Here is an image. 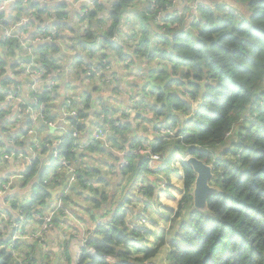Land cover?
Wrapping results in <instances>:
<instances>
[{
	"label": "trees",
	"instance_id": "obj_1",
	"mask_svg": "<svg viewBox=\"0 0 264 264\" xmlns=\"http://www.w3.org/2000/svg\"><path fill=\"white\" fill-rule=\"evenodd\" d=\"M6 1L10 0L0 4ZM22 1L17 7L33 20L22 24L20 12L0 26V137L9 130L2 119L11 111L4 104L7 94L23 93V84H32L29 75L21 83L26 72L21 61L41 74L38 107L43 108L36 121L30 116L8 136L19 141L31 135L30 141L25 140L27 148H13L0 138V150L31 157L14 169L17 174L11 171V178L17 176L12 187L16 191L7 197L9 207L0 206V264L55 260L72 264L69 245L64 242L59 259L46 237L69 221L77 224L76 220L86 226L89 236L75 264H147L164 245L170 248V264H264V0H107L111 10L103 8V0H95L91 8L82 3L80 10L72 9L68 1L43 5ZM190 2L196 5L195 15ZM118 18L124 28L135 26L136 31H113ZM14 24L19 26L12 33L29 26L36 29L33 41L38 36L52 39L28 42L32 54L24 53L26 46L20 40L4 38ZM82 67L92 71L81 77L83 84L69 80L68 95L61 98L64 85L58 69ZM106 76L112 78L111 89L102 83ZM97 91L101 95H95ZM36 94L26 95V108L39 109L31 99ZM102 94L114 104L139 97L141 110L133 117L136 128L126 117L121 122L117 116L105 142L86 137L82 147L74 131L87 129L85 121L95 113L94 103L106 98ZM145 102H149L146 109ZM81 103L84 107H76V117L69 118L72 129L67 125L62 136L52 135L46 122L55 124L63 116L61 108L63 114H70L72 104ZM88 122L94 131L100 128L98 122ZM122 140L127 147L160 159L152 167L149 159L139 166L143 155L125 151ZM59 141L54 147L56 159L45 145ZM4 154L0 164L11 167ZM177 156H181L179 169L174 170L171 165ZM190 156L213 168L210 183L219 192L208 198V212L194 209L196 175L185 162ZM60 158L67 159L69 166L63 167ZM124 159L128 165L121 166ZM44 160L47 163L41 165ZM114 170L124 177V184L116 181ZM180 172L184 194L170 229L155 249L135 253L149 233L147 223L130 219L133 207L150 209L157 194L167 190L170 174ZM53 209L56 228L51 227L40 241L13 242V229L4 235L11 224L22 226L24 234L36 232L42 225L34 214L44 217ZM68 213L74 218L69 220ZM93 223L95 227H89ZM90 249L95 255L88 253Z\"/></svg>",
	"mask_w": 264,
	"mask_h": 264
},
{
	"label": "clouds",
	"instance_id": "obj_2",
	"mask_svg": "<svg viewBox=\"0 0 264 264\" xmlns=\"http://www.w3.org/2000/svg\"><path fill=\"white\" fill-rule=\"evenodd\" d=\"M5 9L8 8V5L4 6ZM72 9H76L79 7V5L77 4H73L71 5ZM89 7H93L92 5H89ZM154 7V6H153ZM103 8L106 10H111L112 9V4L108 3L107 0H103ZM191 8L193 9V15H195V8L196 5L193 4L191 5ZM103 15V13H102ZM5 19L8 18V13L5 12ZM73 22L75 23V20H73ZM123 30L125 33L131 31V32H135L136 31V27L135 26H129L127 28L123 27V21H120L118 18V28L113 30L116 32H119L120 30ZM117 38V37H114ZM125 51H128V49L126 48ZM109 54L111 56V58L113 59V61H116V57L114 54H112L109 50ZM57 56L61 55L60 53L56 54ZM90 59V58H89ZM235 62V61H233ZM115 69L118 71L119 69V64L118 61L115 64ZM58 71L61 73V80L60 83L64 85V89L60 90L61 91V98H63V96L68 95V88L71 86L69 85V80H72L73 84H75L77 81H79L81 84H83V81L81 80V77L89 71H92V68H86V67H82L79 69H70V68H60L58 69ZM33 79H35V76L33 77ZM111 77L107 78L106 81L102 82L107 88L111 89L113 87L112 83H111ZM117 79H120L121 81H123V77L122 76H118ZM123 86V85H122ZM119 90V89H118ZM177 91H181L180 89H176ZM31 95V94H30ZM39 98V93L37 92L36 95L31 96L32 100H36ZM79 97H72V100H76ZM139 101V97H136L134 100L133 99H128L125 101H114L108 98H104V99H98L93 107L95 108V113L92 115L88 116V120H91L93 122H98L100 124V129L94 131L90 126L87 127L86 129V134L84 136H82L79 131H76V142L77 144L81 145L82 147L85 144V139L86 137H95L96 141L98 142L100 139H102L104 136H108L111 134L110 132V123L116 119L117 116L120 117V121L122 122L125 117L132 121L133 124V128H136V121L134 120V113L136 111H140V105L138 103ZM149 106V102H145V109ZM65 107H67V105H65ZM76 107H84V104L81 103L79 105L76 104H72V108H73V112L71 114H74V109ZM116 107H119V111H116ZM197 107H199V105H197ZM41 108H43V105L41 106ZM39 111V109H38ZM61 115H63L64 112V108L60 109ZM147 114V113H146ZM30 118L29 115V111L26 108H13L11 111L9 112H5V114L3 115L2 119L4 121H13L14 125L13 128H10L7 132H5L3 134L2 138L4 140V144H11V143H15V146L17 148H27V143H25V140L30 141L32 139V136L29 135L26 138H21L19 141H13L10 140L8 138L9 134H14V129L15 128H19L23 126V121ZM88 120L85 121V124L87 125ZM63 128V126H62ZM64 130L66 131L67 129L64 128ZM135 134V133H133ZM52 139V138H50ZM121 144H124V148L125 151H138L137 149H132L127 147V144L122 140ZM41 145H37V148H40ZM54 144L50 145L48 147V151L51 152L54 150ZM35 155H39V152L35 153ZM179 155V154H178ZM145 157V156H144ZM31 159V157H29V160ZM155 159V158H154ZM186 160V159H185ZM27 161L25 162L26 165ZM41 165H44L47 163L46 160L41 161L40 162ZM11 167L13 169H15L17 167L16 163H12ZM113 175L116 179V181H118L120 184H124L125 180L123 176L118 175V170H114ZM18 187V185H17ZM13 191H15V189H13ZM117 191H119V189L117 188ZM163 198V194L158 193L157 194V198H154L155 202L153 203L151 209H144V210H140V206L136 205L133 207V210L131 212V216L130 219L132 217H137V219L135 220V223H149L150 222V217L152 216L153 212L156 211H162L163 209H161L159 207L160 204V200ZM13 212H15V210H13ZM195 216V214H194ZM5 223H7V217H5ZM134 226V225H133ZM16 227L17 229L19 228V226L17 225H10L6 228V230L4 231V235L7 236L11 231L12 228ZM89 227H95V224H90ZM87 230L80 228L77 231V235L73 236L72 239H78L80 241V243H85L86 238H87ZM56 235L60 236V244L63 245L64 243V237L61 235V233L56 230ZM15 236L18 238L20 236V232L17 231L15 233ZM53 243H56V241L54 240ZM56 255L59 256L61 259H63V257L61 256V253L65 252V248L64 247H59L58 250H55ZM38 257L41 255V253L37 252ZM3 258L0 257V260H2Z\"/></svg>",
	"mask_w": 264,
	"mask_h": 264
},
{
	"label": "built area",
	"instance_id": "obj_3",
	"mask_svg": "<svg viewBox=\"0 0 264 264\" xmlns=\"http://www.w3.org/2000/svg\"><path fill=\"white\" fill-rule=\"evenodd\" d=\"M38 3H40V4H46V3H54V2H62V1H68L71 5H73V4H77V5H79V10L81 9V5H82V3H86V4H88V5H92V6H94V1L95 0H36ZM156 1V0H155ZM7 2V1H6ZM6 2H4V3H6ZM4 3H1L0 4V15H1V17H0V26H2V22L4 23L6 20H5V18H4V16H5V12H6V9H5V7H3V4ZM9 3V2H8ZM154 6V5H153ZM53 31H55V30H53ZM13 32V29H10V30H7L6 32H5V34H6V38H16V35L17 34H15V33H12ZM26 32H28V30L26 31ZM20 33H22V34H24V31L23 32H20ZM53 34V33H52ZM33 35V34H32ZM32 35H30L29 36V39H31V41H33V39L31 38V36ZM34 38V37H33ZM51 39H52V37L51 36H47V38H46V40L47 41H51ZM46 40H43L42 39V37L41 36H38V37H36L35 39H34V41L32 42V43H40V42H44V41H46ZM27 43L29 42V40H27L26 41ZM26 75H29L30 76V78H31V80H32V84H25V85H23V88H24V91H23V93H21V92H19V91H17V92H11V93H8L7 94V98L5 99V105L6 106H11L13 103H14V101H16V100H18V102H19V106H18V108H26L25 107V105H26V102H25V97H26V95L27 94H31V92H34V93H37V92H39V88H41V86H40V83H38V79L39 78H41V74L40 73H38V72H34V71H31V70H29L28 71V68H26V72H25V77L24 78H26ZM102 75H103V73H102V71H99V73H98V76L99 77H102ZM35 76V79H33V77ZM92 76V74L91 73H88V77H91ZM108 77L106 76L103 80H102V82H104V81H106V79H107ZM22 81V80H21ZM18 90H19V88H18ZM69 103V102H68ZM34 106L35 107H38L39 106V98L38 99H36V100H34ZM39 108V111L37 110H35L34 108H26L28 111H29V115L31 116V118L34 120V121H36L37 120V118H38V116H40V112L42 113V108L41 107H38ZM73 112V111H72ZM71 112V113H72ZM67 114L66 112L64 113V115L61 117V119H60V121H59V125L60 124H64V127L65 128H67V125H70V128L72 129V127H73V125L69 122V118L70 117H76V112H74V114ZM46 124L48 125V127H49V129H50V133L52 134V135H56V134H58V133H60V135L62 136L63 135V133H64V127L62 128V126L60 125V127H56V123L54 124V123H52V122H50V123H47L46 122ZM88 126H90V123L88 122V124H87ZM100 128H97V129H95V131L96 130H99ZM162 132H165V133H170L169 131H166L165 129H163L162 130ZM76 131H74V136L73 137H75L76 138ZM82 136H84L85 134H86V130L84 131V132H79ZM94 138V140L96 141V138L95 137H93ZM10 139V138H9ZM106 139H107V136H104L102 139H100L99 141H103V142H105L106 141ZM10 140H13V139H10ZM14 141V140H13ZM62 142L61 141H59V142H55L54 143V146L55 147H57V146H59L60 144H61ZM9 146H12L13 148H15V143H11V144H8ZM51 144H49V143H47L45 146H46V148H48L49 146H50ZM138 151H132V154L133 155H136V156H140V154H142L143 156H145L146 158H147V160L149 159L150 161H149V167H151L152 166V164L155 162V161H158L159 159H160V157L159 156H157V155H153V154H151L149 151H144V152H142L140 149H137ZM51 152H53V156L57 159L58 158V152L57 151H55V150H53V151H51ZM155 158V159H154ZM4 159L5 160H7V161H10L11 162V164L12 163H16L17 164V167L15 168V169H17V168H20V165H21V163L22 162H24V161H29V158H27V157H25V156H23V153H17L16 151H13V152H11L10 154H8V153H5L4 154ZM60 164L63 166V167H68L69 166V161L67 160V159H65V158H60ZM126 165H128V162L124 159L123 161H122V163H121V166H126ZM71 172H72V169L70 170ZM15 178H17V176H12V178L10 177L8 180H10V181H8V182H3L2 180H7V178H4V179H2V180H0V199L4 196V195H7V194H9V193H11V192H13V189H12V187H13V184H14V179ZM74 180H75V176L73 175L72 177H71V179H70V182L72 183V182H74ZM163 188L165 187V184H163V186H162ZM2 204H3V206H6V207H9V205L7 204V201H4L3 200V202H2ZM0 206H1V204H0ZM58 209L61 207L60 206V203H58L57 204V206H56ZM55 214H56V210L55 209H53V210H50L48 213H47V215L46 216H44V217H42V215H38V214H34L35 215V218L38 220V221H41V225H42V227L41 228H39L36 232H33V233H30V234H24V232H23V230H22V226H20V225H18V224H15V225H17V226H19V228L17 229L16 227H13L12 229H13V242H17L18 240H22L23 242H34V241H36V240H41V238L42 237H44V235H46L49 231H50V228H51V225H52V222H53V220H54V217H55ZM3 221H5V218H4V220ZM77 224H78V226L79 227H82L83 229H86L87 230V228H86V226L85 225H83V224H81V223H79L77 220L75 221ZM11 225H14V224H11ZM17 231H19L20 232V236L17 238L16 236H15V233L17 232ZM88 234H87V238H86V241H85V243H81V251H80V253H79V259H80V257H81V255H82V252H83V250L84 249H86L87 248V245H88ZM88 253H90V255H95V253H94V251L93 250H89V252Z\"/></svg>",
	"mask_w": 264,
	"mask_h": 264
},
{
	"label": "crops",
	"instance_id": "obj_4",
	"mask_svg": "<svg viewBox=\"0 0 264 264\" xmlns=\"http://www.w3.org/2000/svg\"><path fill=\"white\" fill-rule=\"evenodd\" d=\"M1 165H3V164H0V166ZM7 165H8L7 167H0V180L4 179L9 171H12L10 165L9 164H7ZM183 188H184V177L182 176V174H179V173L170 174L167 190L165 192H160V194H163V198L160 200L159 207L163 210L153 212V214L151 216L152 220H150V222L147 223V231L149 234H153V235L161 234L162 229H164V226L168 225L170 223V220L172 219V217H174V214L178 209V208L175 209L174 206L176 205L177 201L179 200L180 195H181V198L179 201H181V199L183 197V194H184ZM15 191H16V189H15ZM7 197L5 199H0L1 206H3V204H2L3 200L7 201ZM152 205H151V207H152ZM151 207H150V209H151ZM171 210H173V212H171ZM69 227H71V228H69ZM80 228H82V227H79L73 221H71V222L69 221V222H67V225L62 224V226L58 229V231L61 233V235L65 238L64 242H66L69 245V252H70V255L72 258V264H75L74 260L79 253L78 252L79 249L81 248L80 241L78 239H72V237L77 235V231ZM158 228H159V230H157L158 232H155L156 229H158ZM53 238L56 241V243L53 244L52 248H53V252L56 254L54 249L58 250V248L63 247V245L60 244L61 237L56 235V231H54ZM159 239H161V237L155 238L156 241H158ZM137 249H139V248H136L135 250H137ZM137 252H139V251H137ZM57 258L60 259L59 256H57ZM53 264H60V263H58V261L55 260L53 262Z\"/></svg>",
	"mask_w": 264,
	"mask_h": 264
},
{
	"label": "rangeland",
	"instance_id": "obj_5",
	"mask_svg": "<svg viewBox=\"0 0 264 264\" xmlns=\"http://www.w3.org/2000/svg\"><path fill=\"white\" fill-rule=\"evenodd\" d=\"M18 2V0H10L9 1V3L8 2H6V3H4L3 4V7L5 6V5H8V8L6 9V12L8 13V18L7 19H5L6 21H10L11 22V18L13 17V16H16L18 13L20 14V12H21V14H22V12H23V16L21 17L22 19V24H28L30 21H32L33 20V18H31L32 17V15L31 14H29V15H25V13H24V11H23V9L21 8V11L19 10V8L17 7V3ZM3 3V2H2ZM22 3H23V5H26L25 3H26V0H23L22 1ZM190 5H193L192 4V2H190L189 3ZM10 5H12V7H10ZM28 7V6H27ZM25 9H27L26 7H25ZM1 24H3V22L1 23ZM15 25V24H14ZM19 25H15L14 26V28H13V31H14V29H16L17 27H18ZM28 30V33L27 34H22V33H20V31H17L16 32V39L17 40H20L21 41V44L23 45V46H26L27 45V40H29V42L32 44V41H31V39H29V36L30 35H32V34H34L35 32H36V29H31L29 26H25L24 27V31H27ZM4 38H6V34L4 35ZM12 39V38H11ZM24 53H29L30 55L32 54V51H31V49H30V47H27L26 46V48H25V50H24ZM28 59H30V57L28 58ZM20 64L22 65V66H24V67H22V68H25V70H26V68H28V71L29 70H31V63H28V64H26V63H24V62H20ZM5 69L7 70V71H10V68L9 67H5ZM13 77V74H12V72H10V77ZM23 76H24V74H23ZM19 79V78H18ZM22 82L21 83H23L24 82V80H26V78H24V77H22ZM23 85H25V84H23ZM22 88H23V86H22ZM92 91V90H91ZM97 94H99V95H101V92L100 91H97V92H95V95H97ZM102 95H104V94H102ZM104 97H106L105 95H104ZM106 98H108V96L106 97ZM122 98V97H121ZM122 99H125V98H122ZM18 106H19V102H18V100H16V101H14V103L11 105V106H7V107H9L11 110L13 109V108H18ZM134 114H136V113H134ZM64 115V114H63ZM61 119V118H60ZM59 121L60 120H58L57 122H56V127H60V125H59ZM11 122H5V127H7V129H10V128H13V126L10 124ZM91 125V124H90ZM7 131V130H6ZM8 150H6V149H2L1 148V150H0V154H4V153H6ZM180 158H181V156H177V158L175 159V161H173V164L171 165V169H174V170H178L179 169V162H180ZM144 164V163H143ZM154 165V163L152 164V166ZM8 165L7 164H5V165H1L0 167H7ZM151 166V167H152ZM11 170L15 173V174H17V172H15V170L14 169H12L11 168ZM179 174H181V172L179 173ZM12 175V172L11 171H9L8 173H7V175H6V177L5 178H7V179H9L10 178V176ZM165 179H166V181H168V179L166 178V176H165ZM2 181H5V180H2ZM14 182V181H13ZM30 190V189H29ZM12 193V192H11ZM24 193H26V192H24ZM9 194H7V195H4L1 199H5L7 196H8ZM21 196V195H20ZM180 198H181V195H180V197H179V200H180ZM177 201V203H176V205L174 206V208L175 209H177L178 208V205H179V202L180 201ZM60 203V202H59ZM140 209H143V205H140ZM69 214V220H71V219H73L74 217H73V215H71L70 213H68ZM170 225H171V220H170V223L168 224V225H165L164 226V229H162V233L161 234H155V235H153V234H149V237L147 238V240H146V243L144 244V246H142V248H143V250H142V248H139V249H137V250H135L134 249V251H139V252H135V253H143L145 250L147 251V250H153V249H155L157 246L156 245H158L159 244V242L158 241H156L155 240V238H160V237H162V235L164 234V232H166L167 230H169L170 229ZM51 227L52 228H56L55 226H54V224L52 223V225H51ZM157 230H159V228L158 229H156V231L155 232H158ZM50 232V231H49ZM49 232L47 233V234H49ZM53 235H54V233H51V235H50V237H46L47 239H46V241H48V246H52L53 247V240H54V238H53ZM45 251H48V248H45ZM80 251H81V248L79 249V253H80ZM79 253H78V255H79ZM169 254H170V248H169V245H164V246H162V247H160V250H159V253L157 254V256L155 257V258H153V259H151V260H149L148 262H147V264H170V260H169ZM78 255L76 256L77 258H78Z\"/></svg>",
	"mask_w": 264,
	"mask_h": 264
},
{
	"label": "water",
	"instance_id": "obj_6",
	"mask_svg": "<svg viewBox=\"0 0 264 264\" xmlns=\"http://www.w3.org/2000/svg\"><path fill=\"white\" fill-rule=\"evenodd\" d=\"M146 157H141L139 166L146 161ZM190 165L196 175V181L193 190L194 209L200 212H208V198L219 192V190L211 186V179L214 177L213 168L202 160L194 156H190L185 161Z\"/></svg>",
	"mask_w": 264,
	"mask_h": 264
}]
</instances>
